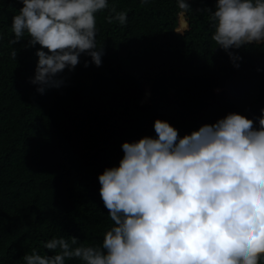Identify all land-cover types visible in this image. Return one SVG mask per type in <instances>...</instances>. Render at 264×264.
<instances>
[{
	"label": "trees",
	"instance_id": "1",
	"mask_svg": "<svg viewBox=\"0 0 264 264\" xmlns=\"http://www.w3.org/2000/svg\"><path fill=\"white\" fill-rule=\"evenodd\" d=\"M187 3L190 46L180 70L173 58L174 0H108L109 8L96 14L102 65L82 54L74 70L66 68L54 77L58 86H46L41 94L31 83L40 46L25 48L27 36L10 43L12 18L23 5L0 0V264H24L23 256L33 249L51 255L43 248L50 234L77 237L73 247L100 246L113 222L99 194L98 176L119 166L124 142L156 138L157 119L177 129L181 138L229 113L259 127L264 43L230 49L240 57L233 61L211 39L208 13L197 11L214 10L215 0ZM112 8L127 13L125 25L106 21ZM150 82L148 103L139 106L143 84ZM92 161L96 179L90 183L83 164Z\"/></svg>",
	"mask_w": 264,
	"mask_h": 264
},
{
	"label": "clouds",
	"instance_id": "2",
	"mask_svg": "<svg viewBox=\"0 0 264 264\" xmlns=\"http://www.w3.org/2000/svg\"><path fill=\"white\" fill-rule=\"evenodd\" d=\"M174 1L187 22L188 0ZM20 2L23 7L12 18L10 43L16 45L27 36L25 48L40 46L31 79L38 92L58 86L54 77L66 68L74 70L82 54L95 66L102 65L96 14L109 8L108 0ZM197 11L208 13L214 29L211 39L233 61L240 57L230 49L264 43V0H215L214 10ZM177 14L175 30L178 10ZM105 19L125 25L127 13L112 8ZM11 56L16 59L15 48ZM260 111L259 127L252 119L229 113L182 138L168 122L157 119L156 138L124 142L119 166L98 176L99 194L113 222L102 244L73 247L77 237H53L43 242L51 255L33 249L23 256L24 264H66L70 259L80 264H260L264 258V109ZM86 164L91 183L96 179L94 161Z\"/></svg>",
	"mask_w": 264,
	"mask_h": 264
},
{
	"label": "water",
	"instance_id": "3",
	"mask_svg": "<svg viewBox=\"0 0 264 264\" xmlns=\"http://www.w3.org/2000/svg\"><path fill=\"white\" fill-rule=\"evenodd\" d=\"M177 2H180V0H178ZM187 2V0H186ZM177 10L180 13L179 16V25L175 30V35L178 38V45H177V49H176V53H175V61H177L179 64H177L176 66V70H180L183 67V60L185 58H187V53H188V48L190 45V41L187 40L186 34L184 33V29L187 27V22L184 20V13H183V9H181L179 6H177ZM153 85V82L150 83H144L143 87L145 90V94L142 97L141 101L139 102V106H144L146 103H148V97L150 95L149 92V88ZM141 102H144L143 105H140ZM121 113H124V110H121ZM114 114H118L117 112H114ZM53 237H55L54 234H50L49 236H47L45 238V241L52 239Z\"/></svg>",
	"mask_w": 264,
	"mask_h": 264
},
{
	"label": "rangeland",
	"instance_id": "4",
	"mask_svg": "<svg viewBox=\"0 0 264 264\" xmlns=\"http://www.w3.org/2000/svg\"><path fill=\"white\" fill-rule=\"evenodd\" d=\"M178 62H174V64H177Z\"/></svg>",
	"mask_w": 264,
	"mask_h": 264
}]
</instances>
